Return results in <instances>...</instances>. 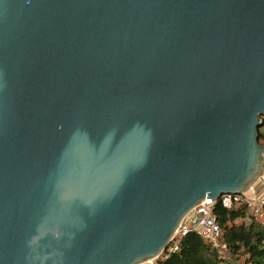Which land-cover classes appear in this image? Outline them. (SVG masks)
Masks as SVG:
<instances>
[{
    "label": "water",
    "instance_id": "95a60500",
    "mask_svg": "<svg viewBox=\"0 0 264 264\" xmlns=\"http://www.w3.org/2000/svg\"><path fill=\"white\" fill-rule=\"evenodd\" d=\"M264 0H0V264H144L264 174Z\"/></svg>",
    "mask_w": 264,
    "mask_h": 264
},
{
    "label": "trees",
    "instance_id": "16d2710c",
    "mask_svg": "<svg viewBox=\"0 0 264 264\" xmlns=\"http://www.w3.org/2000/svg\"><path fill=\"white\" fill-rule=\"evenodd\" d=\"M258 141L264 145L260 128ZM213 214L230 259L220 256L219 247L188 230L180 237L178 249L160 255L157 264H264V220L254 217L244 202L227 208L218 201Z\"/></svg>",
    "mask_w": 264,
    "mask_h": 264
},
{
    "label": "built area",
    "instance_id": "2783aa9c",
    "mask_svg": "<svg viewBox=\"0 0 264 264\" xmlns=\"http://www.w3.org/2000/svg\"><path fill=\"white\" fill-rule=\"evenodd\" d=\"M264 128V115L261 116ZM260 127V128H261ZM262 141L264 142V130L262 131ZM263 145V144H262ZM223 206L231 208L241 202L248 205L250 213L259 218L264 213V198H253L247 194L241 195H222L218 200ZM215 202L205 199L197 205L181 222L172 242L161 255L167 256L170 252L176 251L179 246V239L188 230L196 232L200 237L210 242L215 247H225L220 240L221 229L213 214ZM147 264H157V260L147 262Z\"/></svg>",
    "mask_w": 264,
    "mask_h": 264
},
{
    "label": "crops",
    "instance_id": "0c3cea01",
    "mask_svg": "<svg viewBox=\"0 0 264 264\" xmlns=\"http://www.w3.org/2000/svg\"><path fill=\"white\" fill-rule=\"evenodd\" d=\"M246 194L253 198H264V174L253 184L252 188Z\"/></svg>",
    "mask_w": 264,
    "mask_h": 264
},
{
    "label": "rangeland",
    "instance_id": "374dc122",
    "mask_svg": "<svg viewBox=\"0 0 264 264\" xmlns=\"http://www.w3.org/2000/svg\"><path fill=\"white\" fill-rule=\"evenodd\" d=\"M260 129H261V131L264 130L263 127H261ZM259 218L264 220V213ZM217 249H218V252H219L220 256H222L223 258H225L227 260L230 259V254L227 251L226 247H219ZM144 264H147V263H144Z\"/></svg>",
    "mask_w": 264,
    "mask_h": 264
}]
</instances>
